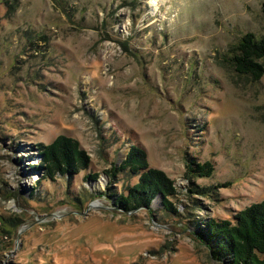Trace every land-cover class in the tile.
I'll use <instances>...</instances> for the list:
<instances>
[{
    "label": "rangeland",
    "instance_id": "rangeland-1",
    "mask_svg": "<svg viewBox=\"0 0 264 264\" xmlns=\"http://www.w3.org/2000/svg\"><path fill=\"white\" fill-rule=\"evenodd\" d=\"M263 4L0 0V264H227L199 232L264 197V73L231 59L264 38ZM58 135L87 169L46 177L39 144ZM133 144L173 180V210L116 202L138 176L106 171Z\"/></svg>",
    "mask_w": 264,
    "mask_h": 264
},
{
    "label": "trees",
    "instance_id": "trees-1",
    "mask_svg": "<svg viewBox=\"0 0 264 264\" xmlns=\"http://www.w3.org/2000/svg\"><path fill=\"white\" fill-rule=\"evenodd\" d=\"M235 50L231 57L235 70L259 79L264 73V67L258 61L264 57V38L257 39L253 33H246ZM39 147L48 178L56 174L71 176L87 169L90 164V158L79 141L69 136L58 135L49 144H39ZM186 167L199 176L209 175L213 169L209 162L195 165L188 162ZM116 170H127L138 176L128 194L117 196L116 202H120L121 208L149 207L152 199L160 195L163 206L173 210L169 199L176 193L174 182L162 170L148 166L144 149L131 145L121 164L111 165L106 172L113 178ZM96 177L97 174L87 176L89 179ZM199 235L206 238L211 255L219 260L227 259V264H264V197L238 211L233 221L208 220Z\"/></svg>",
    "mask_w": 264,
    "mask_h": 264
},
{
    "label": "bare ground",
    "instance_id": "bare-ground-1",
    "mask_svg": "<svg viewBox=\"0 0 264 264\" xmlns=\"http://www.w3.org/2000/svg\"><path fill=\"white\" fill-rule=\"evenodd\" d=\"M155 2H156V0H155ZM153 5H154L153 8H157V6H158L157 3H154Z\"/></svg>",
    "mask_w": 264,
    "mask_h": 264
}]
</instances>
